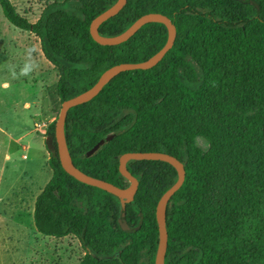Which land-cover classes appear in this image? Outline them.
<instances>
[{
    "label": "trees",
    "instance_id": "16d2710c",
    "mask_svg": "<svg viewBox=\"0 0 264 264\" xmlns=\"http://www.w3.org/2000/svg\"><path fill=\"white\" fill-rule=\"evenodd\" d=\"M117 1L54 2L32 23L11 0H0L8 22L35 35L58 70L61 105L112 67L145 62L166 45L161 23L146 24L120 45L98 44L91 24ZM151 13L176 26L173 48L157 66L122 72L94 99L69 110L65 135L73 163L126 189L130 182L119 170L124 154L176 157L186 178L167 207L165 264H264V0H128L99 33L119 36ZM56 121L45 142L53 177L35 203L37 231L76 237L85 252L79 264H155L156 209L177 182L176 169L130 161L139 189L123 208L112 194L63 169ZM198 138L209 141L208 152Z\"/></svg>",
    "mask_w": 264,
    "mask_h": 264
},
{
    "label": "rangeland",
    "instance_id": "374dc122",
    "mask_svg": "<svg viewBox=\"0 0 264 264\" xmlns=\"http://www.w3.org/2000/svg\"><path fill=\"white\" fill-rule=\"evenodd\" d=\"M11 1L21 15L35 23L46 6L63 0ZM87 1L92 3L94 0ZM29 60L32 61L30 69H28ZM39 74L45 78L43 81ZM58 81L59 72L45 58L40 40L35 35L10 24L0 7V126L11 132L28 135L24 143L38 141L40 144L43 137L47 139V134L38 131L36 124L42 117L49 120L58 119L62 107L55 89ZM15 93L17 101H20L17 107L14 106L12 97ZM38 99H41L43 107L37 110L29 107L28 110L24 107L26 102H35ZM18 121L21 122L20 125H16ZM196 143L203 151L210 150L211 145L205 138H198ZM27 156L30 158L29 161L17 160L22 165L29 164L28 168L31 170L27 169L30 177L23 174L16 184L18 192L11 195L10 199L14 203L20 195L19 191L26 193L27 189H31L38 196L53 177V171L44 156L37 157L38 161L33 163L30 161L35 156L29 153ZM48 157H50L49 152ZM0 187H3L1 193L3 197L8 187L7 181L6 183L1 181ZM5 204L0 203L1 206ZM33 223H35L34 218ZM17 226L19 227V225L0 223V264H79L85 256L79 240L74 236L65 238L40 234L34 236L27 229L26 238L19 236L17 238L19 240L12 241L16 239L12 238L7 242L6 237Z\"/></svg>",
    "mask_w": 264,
    "mask_h": 264
},
{
    "label": "water",
    "instance_id": "95a60500",
    "mask_svg": "<svg viewBox=\"0 0 264 264\" xmlns=\"http://www.w3.org/2000/svg\"><path fill=\"white\" fill-rule=\"evenodd\" d=\"M127 3L128 0H118L115 5L93 20L90 28L93 39L98 44L103 46H116L127 42L146 24L161 23L165 25L168 30V41L166 45L161 51L145 62L134 64L125 63L112 67L100 77L99 81L90 90L63 102L59 117L56 121V140L58 144L59 158L61 160L63 169L78 181L89 186L97 187L112 194L122 202L123 208H125V205L128 202L134 201L139 189L138 179L134 177L128 170V163L130 161H162L170 164L176 169L178 173V180L172 186V188L162 196L156 209V217L159 226V246L156 254L155 264H165L169 238L167 231V207L171 198L181 189L185 182L186 170L184 164L176 157L160 152L124 154L120 158L119 170L121 175L130 182V186L126 189H122L118 186H115L114 184L91 177L78 169L73 163L65 135L66 119L71 108L87 103L94 99L114 77L122 72L132 70H149L157 66L175 44L177 38L176 26L172 23L170 18L159 13L144 15L138 19L126 32L119 36L105 37L100 35V26L108 19L119 14V12L127 5ZM110 139V137L103 139L98 145H96L87 153V157L93 155L96 151H98L101 145L105 144Z\"/></svg>",
    "mask_w": 264,
    "mask_h": 264
},
{
    "label": "crops",
    "instance_id": "0c3cea01",
    "mask_svg": "<svg viewBox=\"0 0 264 264\" xmlns=\"http://www.w3.org/2000/svg\"><path fill=\"white\" fill-rule=\"evenodd\" d=\"M22 64L23 63L20 64L21 68H23ZM30 64H32L31 60L28 61V69H30L31 67ZM39 75L41 77V80L43 81L45 78L43 77V75ZM12 97L14 98V106L17 107L20 101H17L16 93L13 94ZM24 107L28 110H30L29 108L37 110L38 108L43 107V104L41 103V99H38L35 102H26ZM20 124V121L16 122V125ZM27 136L28 135L20 134V132L17 133L5 130L0 126V184L1 181L3 183H6L7 181L8 184L5 192L6 195L3 197L1 196L3 187H0V203H6L4 206L0 205V223L8 225H19V227L17 226L19 229L15 227L12 233H10L8 237H6L5 240H7V242H10L12 238H16L12 241L19 240L17 239L19 236H24V238H26L27 229L34 236L40 234L35 227V223H33V218L35 203L37 197L41 194L42 191L38 196L35 195L31 191V189H27L28 191L26 193L24 191H19L20 195L17 197V201L15 203L10 201L11 195L18 192L16 184L19 183L21 176L24 174L30 177V172L27 171V169H30L28 168L29 164L22 165L17 161L18 159L22 160L23 162L29 161L30 158L27 156V153H29L35 156V158L30 161L31 163H33L34 161H38L37 157L44 156L48 164L49 157L48 151L45 146V137H43L40 144L38 141L24 143ZM9 230L10 228L8 227V231Z\"/></svg>",
    "mask_w": 264,
    "mask_h": 264
},
{
    "label": "built area",
    "instance_id": "2783aa9c",
    "mask_svg": "<svg viewBox=\"0 0 264 264\" xmlns=\"http://www.w3.org/2000/svg\"><path fill=\"white\" fill-rule=\"evenodd\" d=\"M56 119H47L45 117L39 118L38 123L36 124L37 130L42 132L43 134H47V131L50 128V125L55 121Z\"/></svg>",
    "mask_w": 264,
    "mask_h": 264
}]
</instances>
